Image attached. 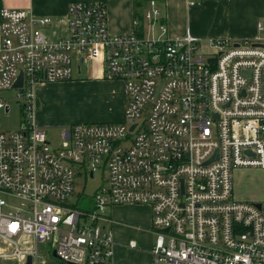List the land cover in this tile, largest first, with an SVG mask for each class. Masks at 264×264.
Listing matches in <instances>:
<instances>
[{"label": "built area", "instance_id": "obj_1", "mask_svg": "<svg viewBox=\"0 0 264 264\" xmlns=\"http://www.w3.org/2000/svg\"><path fill=\"white\" fill-rule=\"evenodd\" d=\"M66 18V35L51 39V17L0 8V114L13 98L24 115L0 131V241L11 246L0 258L47 264L46 245L59 264H114L107 209L147 206L153 264H264V190L234 198L235 171L264 173V37L208 39L207 50L189 30L169 39L155 0L130 34L109 32L101 1L71 2ZM96 61L122 83L124 119L72 124L53 145L35 120L36 85ZM99 171L91 207L70 204L76 176Z\"/></svg>", "mask_w": 264, "mask_h": 264}, {"label": "crops", "instance_id": "obj_2", "mask_svg": "<svg viewBox=\"0 0 264 264\" xmlns=\"http://www.w3.org/2000/svg\"><path fill=\"white\" fill-rule=\"evenodd\" d=\"M77 1L103 2L107 11L108 30L116 35L135 31L133 20L148 8L149 0H0V8L28 10L36 17H51L53 24L43 31L51 39H58L67 32L68 4ZM155 1L160 10V21L167 28L169 39L180 38L189 30L201 40L200 47L207 50L205 41L208 39L239 42L252 40L257 35L264 37V29L260 33L257 30L258 23L264 28V0H204L196 7H188L185 0ZM89 68L96 71L94 76L89 77L101 82L106 80L102 77L100 61L94 62ZM48 84H38L34 89L35 120L44 131L45 128L61 125H55L56 122L46 116L45 109L36 104V100L46 98V92L51 87ZM96 84L113 94L108 115V119L112 121L109 122L122 121L125 107L122 83L110 81L107 85L105 82ZM114 84H118L116 90ZM107 215L110 222L105 227L112 232L114 264H153L151 250L155 237L151 232L150 209L147 206H111L107 209ZM131 243L135 244L134 248L130 247ZM10 251L11 246L0 241V253L8 254ZM0 264L26 263L0 258Z\"/></svg>", "mask_w": 264, "mask_h": 264}, {"label": "rangeland", "instance_id": "obj_3", "mask_svg": "<svg viewBox=\"0 0 264 264\" xmlns=\"http://www.w3.org/2000/svg\"><path fill=\"white\" fill-rule=\"evenodd\" d=\"M156 32V30H154ZM76 66V64L74 65ZM81 72H73L71 81L48 84L51 85L46 92V98L36 100L37 107L45 109L46 116L59 126L45 128L46 137L53 145L57 143L58 132L72 124L108 122L109 108L112 105L111 95L106 88H101L96 83H110L108 80H97L92 78L95 75V69L80 65ZM89 75H92L89 77ZM92 78V79H91ZM112 86V85H111ZM110 86V87H111ZM118 84H114L116 90ZM110 90V88H108ZM118 91V90H117ZM15 91L2 93L4 99H9ZM10 110L7 114H0V131H17L23 121L24 115L21 109L22 101L11 98L7 100ZM40 111V109H39ZM107 171H99L93 179L88 175L80 174L76 176L74 182V193L69 198V203L78 209L90 208L92 198L99 186L106 177ZM264 173L257 169L237 170L234 172V198L245 201H260L263 195ZM15 204L14 200H10ZM39 252L47 261V264H59L48 250L46 245H39Z\"/></svg>", "mask_w": 264, "mask_h": 264}, {"label": "water", "instance_id": "obj_4", "mask_svg": "<svg viewBox=\"0 0 264 264\" xmlns=\"http://www.w3.org/2000/svg\"><path fill=\"white\" fill-rule=\"evenodd\" d=\"M261 48H264V45H259ZM22 86V75L20 74L17 81L15 82V84L13 85V88H20ZM217 158V152L215 154V156L213 157V159H211L209 162H207L206 164H209L211 161H213L214 159ZM257 208L260 207L259 204L255 205ZM26 264H32V260L31 257L27 258Z\"/></svg>", "mask_w": 264, "mask_h": 264}]
</instances>
